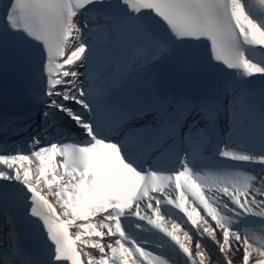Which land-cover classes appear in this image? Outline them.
<instances>
[{
    "label": "snow or ice",
    "instance_id": "obj_1",
    "mask_svg": "<svg viewBox=\"0 0 264 264\" xmlns=\"http://www.w3.org/2000/svg\"><path fill=\"white\" fill-rule=\"evenodd\" d=\"M0 102V264H264V0H0Z\"/></svg>",
    "mask_w": 264,
    "mask_h": 264
},
{
    "label": "bare ground",
    "instance_id": "obj_2",
    "mask_svg": "<svg viewBox=\"0 0 264 264\" xmlns=\"http://www.w3.org/2000/svg\"><path fill=\"white\" fill-rule=\"evenodd\" d=\"M150 240L155 242V237H150Z\"/></svg>",
    "mask_w": 264,
    "mask_h": 264
}]
</instances>
